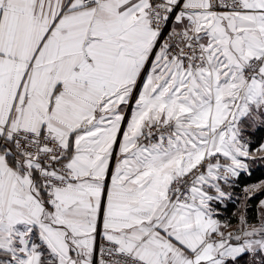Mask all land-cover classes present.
Wrapping results in <instances>:
<instances>
[{
  "label": "snow or ice",
  "instance_id": "obj_1",
  "mask_svg": "<svg viewBox=\"0 0 264 264\" xmlns=\"http://www.w3.org/2000/svg\"><path fill=\"white\" fill-rule=\"evenodd\" d=\"M258 167L264 0H0V264H264Z\"/></svg>",
  "mask_w": 264,
  "mask_h": 264
},
{
  "label": "trees",
  "instance_id": "obj_2",
  "mask_svg": "<svg viewBox=\"0 0 264 264\" xmlns=\"http://www.w3.org/2000/svg\"><path fill=\"white\" fill-rule=\"evenodd\" d=\"M261 179H264V168H257V170L254 172V174L252 175V177L250 178H244L243 183H255ZM260 198H264V197H260ZM237 205L232 204L229 205V213L231 214L232 212L235 211ZM233 222H235V218L233 217Z\"/></svg>",
  "mask_w": 264,
  "mask_h": 264
}]
</instances>
